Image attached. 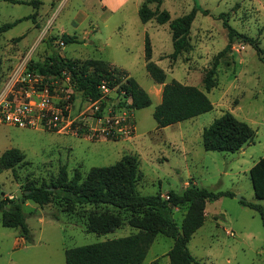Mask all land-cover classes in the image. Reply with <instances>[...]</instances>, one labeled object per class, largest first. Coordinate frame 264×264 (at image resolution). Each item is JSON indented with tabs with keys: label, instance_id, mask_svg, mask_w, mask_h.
Here are the masks:
<instances>
[{
	"label": "rangeland",
	"instance_id": "obj_1",
	"mask_svg": "<svg viewBox=\"0 0 264 264\" xmlns=\"http://www.w3.org/2000/svg\"><path fill=\"white\" fill-rule=\"evenodd\" d=\"M21 1L13 4L0 0V27L22 20L0 37L1 85L21 62H43L58 53L73 60H103L126 71L151 96L152 105L130 112L134 134L116 140L95 131L98 123L89 110L92 102L75 91L70 99L71 118L77 119L86 111L89 117L71 130L57 133L43 127L0 123V156L13 148L26 156L25 163L14 171L0 173V199L21 200L27 185H49L62 167L67 168L69 177L76 170L85 177L91 168L112 166L125 155H135L143 175L137 191L143 196L160 193L165 197L190 183L235 194L207 203L204 224L188 243L196 260L203 264H264L262 217L241 203L264 206V200L254 194L249 174L264 156V62L253 45L238 36L230 38L226 26L227 20L238 34L258 40L264 53V0H164L159 10L168 12L171 20L190 13L195 4L210 13H197L189 33L191 48L175 62L169 58L174 51L169 23L160 25L152 20L144 24L140 20L138 12L146 0H110L112 11L102 0H38L37 6L30 4L33 0ZM149 7L157 8L155 3ZM64 34L77 43L64 44ZM147 36L151 60L165 71L167 83L175 80L198 88L212 102V111L158 128L153 113L162 94L146 70ZM223 51L216 69L217 85L207 93L203 79ZM52 95L57 102L59 94L54 89ZM109 96L103 116L121 115L125 108L119 103L125 99L116 88ZM225 113L253 128L255 138L235 153L207 151L203 131ZM22 208L32 241H25L18 229L2 226L0 214V264H66L67 249L138 232L125 224L105 235L88 233V207L69 213L57 202L40 207L25 201ZM186 212L187 205L172 209L179 227ZM128 216L123 213V217ZM172 246L171 238L158 235L145 264H170Z\"/></svg>",
	"mask_w": 264,
	"mask_h": 264
},
{
	"label": "trees",
	"instance_id": "obj_2",
	"mask_svg": "<svg viewBox=\"0 0 264 264\" xmlns=\"http://www.w3.org/2000/svg\"><path fill=\"white\" fill-rule=\"evenodd\" d=\"M3 1L22 3L21 0ZM163 1L146 0L138 13L144 24L152 20L160 25L169 23L174 48L169 58L175 62L182 53L191 48L189 33L197 13L202 12L204 15L210 13L195 4L190 13L171 20L168 12L159 10ZM153 3L157 6L155 11L149 7V4ZM30 4L37 6L39 1L33 0ZM21 21L0 27V37ZM226 26L229 28L230 38L238 36L245 43L253 45L264 62V53L259 47L258 40L238 34L229 27L227 20ZM62 40L64 44L77 43L76 39L67 34L62 36ZM223 54L224 51L216 56L212 68L205 74L203 83L207 93L217 85L216 69ZM151 59L152 46L147 36L146 70L156 84L163 85L162 101L153 113L158 128L191 120L213 110L214 106L206 93L175 80L167 83V74ZM28 70L47 78L60 76L66 71L75 85L74 91L92 102L100 99L99 87L106 81L110 88H116L125 99L119 103L120 107H126L134 112L152 105L151 96L134 78L126 71L113 67L111 63L103 60L91 58L73 60L53 53L43 62L31 59ZM1 82L0 73V86ZM109 100L110 98L106 97L102 101L101 113L98 116L102 115V110ZM255 135L256 132L249 125L239 121L231 113H225L204 129L203 146L207 151L235 153L253 142ZM25 159V154L19 149L5 151L0 156V173L14 171L19 164L25 163ZM139 166L138 156L125 155L112 166L91 168L85 177L80 170H76L74 175L69 177L67 168L62 167L49 185L43 184L40 187L27 185L21 200L0 199L1 224L7 228L18 229L20 236L31 242L32 236L22 208L25 201H32L40 207L57 202L69 213L79 207H88L91 210L86 216V232L105 235L125 224L137 229L138 232L125 238L67 249L66 264H145L149 250L160 234L173 240V246L168 252L170 264H203L191 254L188 243L204 224L207 203L222 197H234L235 194L230 191L214 192L190 183L181 191H170L165 197L160 193L143 196L137 191V184L143 177ZM249 174L256 198L264 200V156L250 169ZM241 203L258 212L264 223V206L245 201ZM184 205H187V212L179 227L172 216V209ZM123 213H129L128 218L123 217Z\"/></svg>",
	"mask_w": 264,
	"mask_h": 264
},
{
	"label": "built area",
	"instance_id": "obj_3",
	"mask_svg": "<svg viewBox=\"0 0 264 264\" xmlns=\"http://www.w3.org/2000/svg\"><path fill=\"white\" fill-rule=\"evenodd\" d=\"M28 63L24 61L17 65L0 86V123L20 128L43 127L60 133L71 130L78 121L89 117L86 111L77 119L71 118L70 99L75 85L68 72L47 78L29 71ZM53 89L59 94L57 102L52 95ZM99 89L101 97L94 102L90 101L92 103L89 109L91 116L98 123L95 131L111 139L131 138L135 127L129 109L124 107L121 115L108 113L106 116H103V109L102 115L98 116L101 113L102 101L106 97L110 98L109 95L115 88H110L106 81H103ZM95 114L97 116H94Z\"/></svg>",
	"mask_w": 264,
	"mask_h": 264
},
{
	"label": "crops",
	"instance_id": "obj_4",
	"mask_svg": "<svg viewBox=\"0 0 264 264\" xmlns=\"http://www.w3.org/2000/svg\"><path fill=\"white\" fill-rule=\"evenodd\" d=\"M103 4L104 7H106L109 11H112V10H115L111 4V1L110 0H102L101 2ZM124 4V3H123ZM122 4V5H123ZM158 87H159V90L161 91V94H162V89H163V85H160V84H157ZM156 90H157V87H155ZM160 101H162V96H161V99ZM161 103V102H160ZM185 188V187H184Z\"/></svg>",
	"mask_w": 264,
	"mask_h": 264
}]
</instances>
